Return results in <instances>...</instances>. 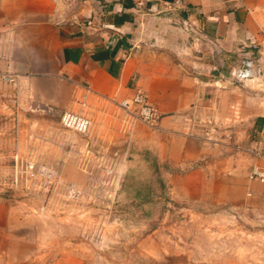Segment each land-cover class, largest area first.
Listing matches in <instances>:
<instances>
[{
  "label": "crops",
  "instance_id": "1",
  "mask_svg": "<svg viewBox=\"0 0 264 264\" xmlns=\"http://www.w3.org/2000/svg\"><path fill=\"white\" fill-rule=\"evenodd\" d=\"M162 1L0 0V75L18 77L17 89L0 80V111L16 100L72 111L83 95L115 104L141 89L160 116L144 142L160 163L186 170L185 194L214 205L264 202V184L248 179L263 162L233 147L264 154V76L229 79L250 53L264 72V0H186L178 11ZM146 21L158 48L135 54V26ZM249 40L261 53L241 47Z\"/></svg>",
  "mask_w": 264,
  "mask_h": 264
},
{
  "label": "rangeland",
  "instance_id": "2",
  "mask_svg": "<svg viewBox=\"0 0 264 264\" xmlns=\"http://www.w3.org/2000/svg\"><path fill=\"white\" fill-rule=\"evenodd\" d=\"M146 27L135 54L158 48ZM62 112L17 100L0 111V264H264V202L192 199L186 170L156 160L144 126L109 100L89 97L86 137L60 126Z\"/></svg>",
  "mask_w": 264,
  "mask_h": 264
},
{
  "label": "built area",
  "instance_id": "3",
  "mask_svg": "<svg viewBox=\"0 0 264 264\" xmlns=\"http://www.w3.org/2000/svg\"><path fill=\"white\" fill-rule=\"evenodd\" d=\"M162 4L167 11H178L185 8L186 0L162 1ZM259 34L264 38V24L260 26ZM241 47L243 49H251L258 54L261 53L262 49L261 44L253 40H249V42H242ZM263 76V68L258 60L252 57V53L242 57L238 65L229 72V79L238 84H244ZM0 80L5 84L12 85L16 89L18 87V77L15 74H1ZM87 101V96L83 95L78 101L80 108L79 112L65 111L59 115V123L64 130L82 137H86L88 135L91 127V121L82 113L83 109L86 107ZM115 106L122 112L125 119H127V121L131 124L139 123L150 131L158 130L160 116L154 107L148 102L145 92L141 89H136L131 96L115 103ZM200 124L203 123L196 119L195 126H199ZM213 131L215 132L216 130L214 129ZM233 147H235L236 150L251 156V158L257 160L258 162L259 160L263 162V164L256 163L250 168L248 179L264 184V154L256 147L240 148L238 145ZM40 173L45 176L53 174L45 167L40 168ZM66 191L69 194H73L76 192V188L74 185H68L66 187Z\"/></svg>",
  "mask_w": 264,
  "mask_h": 264
},
{
  "label": "trees",
  "instance_id": "4",
  "mask_svg": "<svg viewBox=\"0 0 264 264\" xmlns=\"http://www.w3.org/2000/svg\"><path fill=\"white\" fill-rule=\"evenodd\" d=\"M155 157V156H154ZM156 158V157H155ZM156 160H157V158H156Z\"/></svg>",
  "mask_w": 264,
  "mask_h": 264
}]
</instances>
